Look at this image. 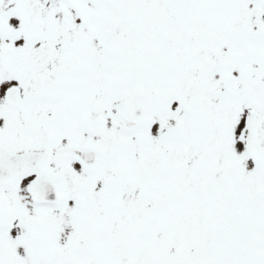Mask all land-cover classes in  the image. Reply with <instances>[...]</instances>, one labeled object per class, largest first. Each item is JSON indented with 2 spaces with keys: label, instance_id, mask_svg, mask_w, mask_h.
<instances>
[{
  "label": "rangeland",
  "instance_id": "rangeland-1",
  "mask_svg": "<svg viewBox=\"0 0 264 264\" xmlns=\"http://www.w3.org/2000/svg\"><path fill=\"white\" fill-rule=\"evenodd\" d=\"M202 1L209 21L197 0H0V150L52 154L62 192L41 211L11 195L63 242L36 264H264V26L225 36L221 0ZM239 4L237 26L264 11ZM67 147L96 165L56 161Z\"/></svg>",
  "mask_w": 264,
  "mask_h": 264
},
{
  "label": "flooded vegetation",
  "instance_id": "flooded-vegetation-1",
  "mask_svg": "<svg viewBox=\"0 0 264 264\" xmlns=\"http://www.w3.org/2000/svg\"><path fill=\"white\" fill-rule=\"evenodd\" d=\"M197 2L202 3L201 5L195 4V8H197V11L200 13L201 17L205 19L206 21H209V18H211V15L209 12L205 11L206 8H209V11L212 13L210 9V5H205V1L197 0ZM239 2H246L251 7L258 8L259 6L264 4V0H221L220 1V8L222 11V25H226L225 27H221V31L228 36L229 34H232L235 36L243 34L244 31L247 34L246 30H254V29H261V27L264 26V11H255L253 13V20L245 22V26H237V24L241 21H243L242 17L240 16V4ZM223 19V20H222ZM236 24V26L228 27L229 25ZM233 37L230 38V40ZM254 38V36H253ZM49 49H52L49 47ZM190 49V48H189ZM50 55V52H49ZM63 53L62 51L59 53V56L62 57ZM47 60L51 59V56H47ZM50 61V60H49ZM51 62V61H50ZM48 70V69H47ZM8 103V102H7ZM17 108V107H14ZM56 149L53 152V156L56 158V161H62L64 159L72 158V156H64L60 157L57 155ZM4 151V150H0ZM7 151V150H5ZM35 153H44L45 159L40 163L42 165V172L45 173L51 180V175H49L46 172L45 165L46 162L49 161L48 159L52 157V154L47 153L46 151H40L36 150ZM20 154V153H15ZM40 164L37 166L39 167ZM40 168V167H39ZM41 169V168H40ZM41 177L37 173H25L19 176H15L9 181L3 182L0 181V264H4V257L2 255V252L4 251V238L11 236L13 239L17 240L20 244V246L24 249L21 250V253H26V255L29 258H33L32 263H42L46 259H48V256L46 257V254L50 252V257L52 255L60 254L57 253L59 251V248L61 247V243L63 244L62 240H56L54 242L46 239L45 237H41L39 235V231L36 228L35 225H37L34 222H30L25 216H31L34 215L31 213L34 208H32V211L27 209L23 206V204H27L26 199H28L27 195L32 198L33 202L40 206V209L37 210H43V208H48V206L54 205L50 202H41L37 201L36 197L34 195V191L37 189L41 193H51L54 188L52 187H46L44 185V182H41ZM52 181V180H51ZM53 182V181H52ZM54 183V182H53ZM20 185V186H19ZM35 185H40V187H36ZM23 190V191H22ZM17 191H22L26 199L22 196L24 199L23 203H14V198H16ZM55 191L58 194V200L60 194H62L59 187L55 188ZM13 195L14 198L11 196ZM5 196L7 198H5ZM30 198V199H31ZM45 199V197H43ZM31 209V208H30ZM36 209V208H35ZM19 210L21 212H19ZM24 210H26L27 214ZM31 211V212H30ZM62 253V251H61ZM53 259H58L60 257H52ZM58 263V262H57Z\"/></svg>",
  "mask_w": 264,
  "mask_h": 264
},
{
  "label": "water",
  "instance_id": "water-1",
  "mask_svg": "<svg viewBox=\"0 0 264 264\" xmlns=\"http://www.w3.org/2000/svg\"><path fill=\"white\" fill-rule=\"evenodd\" d=\"M16 93L15 90H12L8 93V97L10 101L12 100V97ZM15 98V97H13ZM123 108V104H118L115 106L116 110H121ZM108 117H111V113H107ZM253 117V113H248V119L251 121ZM114 118L118 121H120L123 126L126 129H131L136 126V122L130 120L125 115L119 113L114 116ZM244 134L246 136H249V128L245 130ZM71 154L77 159H79L81 162H83L87 166H93L97 161V152L94 150H82V149H75V148H65L59 150V155H66ZM44 157V155L40 153H27L23 155H14L10 153H0V180L3 179V181L8 180L13 175L18 173H24L28 171H36L35 170V163L40 161ZM50 184V183H49ZM38 187V185H35ZM50 186H52L50 184ZM54 188V186H52ZM55 191L45 194L39 192L37 189L35 190V196L39 201H56L55 198ZM40 197H48L47 199H42Z\"/></svg>",
  "mask_w": 264,
  "mask_h": 264
}]
</instances>
